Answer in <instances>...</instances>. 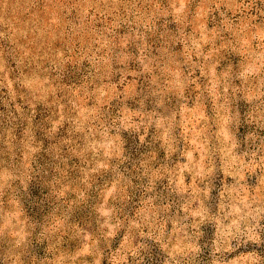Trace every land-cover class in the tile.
Listing matches in <instances>:
<instances>
[{"label":"rangeland","instance_id":"374dc122","mask_svg":"<svg viewBox=\"0 0 264 264\" xmlns=\"http://www.w3.org/2000/svg\"><path fill=\"white\" fill-rule=\"evenodd\" d=\"M0 264H264V0H0Z\"/></svg>","mask_w":264,"mask_h":264}]
</instances>
